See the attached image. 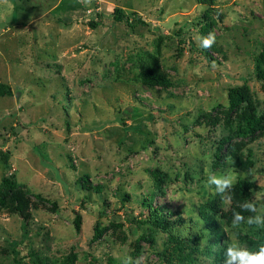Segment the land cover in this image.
Returning <instances> with one entry per match:
<instances>
[{
    "label": "rangeland",
    "instance_id": "rangeland-1",
    "mask_svg": "<svg viewBox=\"0 0 264 264\" xmlns=\"http://www.w3.org/2000/svg\"><path fill=\"white\" fill-rule=\"evenodd\" d=\"M115 8L146 22L117 21ZM263 53L264 0H0V81L13 90L0 96V150L11 151L0 160V264H212L221 242L239 263L230 249L245 251L241 236L264 225V127L217 154L248 112L229 109L231 87L264 112ZM235 152L253 166L238 170ZM243 176L256 183V215L219 216V241L200 207L226 211ZM213 178L232 182L221 191ZM150 203L183 224L143 222ZM196 226L206 234L191 258Z\"/></svg>",
    "mask_w": 264,
    "mask_h": 264
},
{
    "label": "trees",
    "instance_id": "trees-1",
    "mask_svg": "<svg viewBox=\"0 0 264 264\" xmlns=\"http://www.w3.org/2000/svg\"><path fill=\"white\" fill-rule=\"evenodd\" d=\"M17 7V6H16ZM113 15L117 21H126L128 24H134L135 22L145 23L141 16L135 13V17L131 18V16L120 8H115ZM93 27L96 26L95 22H91ZM206 49V52L209 56L210 51ZM256 75L259 79L264 82V53L257 57L256 59ZM143 76L145 81L149 84H162L168 85L170 80L168 77L160 72H144ZM4 95H13V90L10 85L5 84L0 81V96ZM243 103H248V112L243 116L241 120H239L238 124L231 128L230 134L224 136L220 140L219 152L217 154V158L221 159L222 150L225 145L228 144L231 139L237 137H251L255 135L258 131L262 130L264 127V112L258 113L254 102L249 96L248 91L244 87H231L229 90V109L231 111L239 109ZM11 151L10 150H0V160L4 163H8L10 160ZM234 158V166L238 170H247L251 168L254 164L252 157L247 156L244 157L237 152L231 155ZM5 183L11 184L7 179ZM256 187V183L251 177L243 176L239 177L236 182L231 186V188L227 192V196L230 200V207L226 211H222L219 207L218 201H212L203 203L200 207L199 213L200 217L203 220L205 226H207V230L210 233V236H213L219 241L223 237V229L221 224L218 222L219 216L221 219L226 222H248L252 220V218L256 215V210L254 205L252 204V196L253 189ZM171 211H164L161 207H154L150 203L148 205V213L143 219V222H150L155 226L164 227L167 231L171 232L176 228V226L182 225L183 222L179 219H170L172 216ZM253 221H251L252 223ZM77 229L80 228V223L77 221L76 223ZM197 228L194 232L186 237L189 242L194 244L191 251L188 253L189 257L192 258L194 251L200 250V241L205 230L203 228ZM103 230L99 227L96 228L95 238H98L102 235ZM206 234V233H205ZM177 242L182 243V247L180 246V250H184L183 244H186V241L172 233ZM241 240L245 243V251L250 253L259 252L260 248L264 247V225L261 226L257 231L248 233L241 236ZM229 247L227 244H220V250L216 252L215 258L213 259L212 264H231L228 261ZM42 264H49L45 260L41 261ZM126 264H134V263H126ZM239 264V263H232Z\"/></svg>",
    "mask_w": 264,
    "mask_h": 264
},
{
    "label": "clouds",
    "instance_id": "clouds-1",
    "mask_svg": "<svg viewBox=\"0 0 264 264\" xmlns=\"http://www.w3.org/2000/svg\"><path fill=\"white\" fill-rule=\"evenodd\" d=\"M215 42L214 33H209L208 36L202 39V47L211 48ZM231 180H222L213 178L211 183H215L221 191L224 187H227L231 184ZM230 256L233 261L238 260L239 264H264V247L260 248L259 252L250 253L248 251H239L236 249V246H233L230 249Z\"/></svg>",
    "mask_w": 264,
    "mask_h": 264
}]
</instances>
